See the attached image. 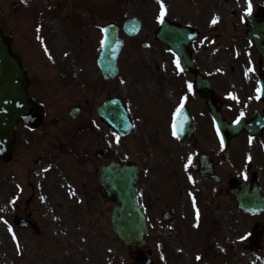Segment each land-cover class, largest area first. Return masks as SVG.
<instances>
[{
  "label": "rangeland",
  "instance_id": "374dc122",
  "mask_svg": "<svg viewBox=\"0 0 264 264\" xmlns=\"http://www.w3.org/2000/svg\"><path fill=\"white\" fill-rule=\"evenodd\" d=\"M230 1L231 5L222 4L219 9H215L219 5L214 4V0H164V4L168 20L193 27L206 38L216 37L218 42H230L235 38L243 44L246 28L238 19L248 16L247 0ZM14 2L18 3L17 10L12 6ZM251 2L256 13L264 9V0ZM215 10L226 13H222L221 20L217 19V24L213 25ZM159 15V0H0V27L6 36L14 38V52L23 58L29 78L43 83L37 85L32 81V93L47 103L51 118L52 101L69 111L74 105L81 106L83 113L77 125L85 123L87 128L79 133L75 127L68 137L63 135L68 132L66 125L52 126V121L34 136L18 129L11 161L0 163L2 264H139L133 250L124 247L112 231L113 203L105 196L96 171L101 165L95 159L96 150L112 147V158L125 160L124 148L117 147L112 131L96 115L97 107L104 100L117 96L133 102L131 109L135 113L136 139L140 145L129 161L137 162L143 169L140 187L144 191L146 205L143 207L151 226L146 249L153 253V264H251L255 261V264H264V214L250 217L235 204L220 207L215 199L210 200L205 195L201 206L185 184L180 183L178 152L164 151L160 146L150 145V137H140L142 128L148 136L161 131L138 117L141 100L134 92L135 77L130 76L129 64L143 66L149 61V67L154 70L164 59L156 40ZM128 18L140 19L143 30L137 38L125 40L119 63L122 78L102 86L96 65L102 30L108 24L121 25ZM56 23L60 26L59 33H54ZM235 26L239 32L235 31ZM60 34L64 37L61 47L55 44ZM64 64L70 65L69 68L64 69ZM59 70L62 74L68 70L61 78L70 87L65 95L52 90L54 73ZM79 70L82 73L78 78L74 73ZM137 79L138 95L146 101L142 104L143 113L147 118L162 120L166 101L161 95L149 93L152 77L137 76ZM94 85L100 89L93 90ZM150 86L152 89L153 85ZM66 117L69 119V114ZM91 118L97 122L91 125ZM88 131L92 134L90 138ZM76 164L80 168L84 166L88 174ZM146 166L150 175L144 173ZM62 182H65L64 187ZM67 188L70 195H74L73 202L67 200ZM80 196L83 204H80ZM201 209L209 223H205L204 228H196L188 221H193ZM167 211L173 213V225L163 221V213ZM15 217H30L37 228L20 229ZM249 230L258 234L259 248L252 247ZM233 244L238 245L236 251L232 249Z\"/></svg>",
  "mask_w": 264,
  "mask_h": 264
},
{
  "label": "water",
  "instance_id": "95a60500",
  "mask_svg": "<svg viewBox=\"0 0 264 264\" xmlns=\"http://www.w3.org/2000/svg\"><path fill=\"white\" fill-rule=\"evenodd\" d=\"M252 25L250 35L260 40V34H264V23L257 21L256 23L253 22ZM126 26L128 30L139 28V24L132 21H129ZM174 29V27L164 23L159 33V39L165 42L167 39V43L178 52V47L172 42V35L175 34ZM105 35L99 66L105 78H110L115 77L117 73L116 60L122 43L118 41V30L114 27H108ZM259 49L263 53L264 60V49L262 47ZM27 89L28 84L24 71L20 67L18 59L10 53L7 39L3 38L0 33V158H8L17 122L34 126L42 120V111L28 99ZM113 105H115V101L107 102L99 111L106 120L121 127V120L118 119L119 110L117 108L109 109ZM132 171V169L120 168L113 164L102 169V183L110 195L114 194L118 197L122 205L113 212L112 219L116 233L127 245L142 246L144 245L143 236L147 233V228L133 186L128 184ZM248 203L251 206L247 203L241 205L249 210L252 203L250 201Z\"/></svg>",
  "mask_w": 264,
  "mask_h": 264
},
{
  "label": "flooded vegetation",
  "instance_id": "af4514ba",
  "mask_svg": "<svg viewBox=\"0 0 264 264\" xmlns=\"http://www.w3.org/2000/svg\"><path fill=\"white\" fill-rule=\"evenodd\" d=\"M226 3V0H215L214 4L219 5L215 9H219L222 4ZM216 12L222 13L220 10H216ZM197 67L199 69L201 67L200 71L205 74V63L202 65L198 62ZM174 68L175 70L168 76L171 78V83L179 88L181 83L179 77L185 73L177 70L175 64ZM229 69L235 90H230L231 83H218L216 86V83L213 82L215 89L217 87V95L220 96L218 107L230 122H235L241 116H246L248 119H252L258 113L264 116V102L261 99V93L257 91L259 88L258 76L246 74L249 69L246 62L241 59H233ZM193 82L194 78L190 75L189 83ZM177 93H180L179 89ZM232 96H235L236 99H233ZM204 102L206 119L202 122H200L199 108H194L198 121L197 136L199 140L194 157L198 161L200 155L207 154L210 156V161L214 160L215 166L207 170L206 174L209 178L203 177L199 172L195 174L201 183L203 192L212 198L216 197L222 205H231L234 193L241 186L252 188V184L255 183L264 192V131L255 137L242 132L231 147L223 148L217 138V132L210 116L208 118L209 111L206 107L208 102L206 100ZM212 104L215 106L216 101ZM209 136L210 140L207 139ZM227 155L230 156L229 162L226 160ZM205 167H209V165Z\"/></svg>",
  "mask_w": 264,
  "mask_h": 264
},
{
  "label": "snow or ice",
  "instance_id": "6c2138e0",
  "mask_svg": "<svg viewBox=\"0 0 264 264\" xmlns=\"http://www.w3.org/2000/svg\"><path fill=\"white\" fill-rule=\"evenodd\" d=\"M159 3H160V15H159L158 19H159V21L161 23H163L164 22V17H165V14H166V7H165V4H164V0H159ZM252 11H253L252 2H251V0H247L246 15L250 16L252 14ZM212 22L216 23V20L214 19ZM103 31L107 32V29H103ZM45 50L47 51V49H45ZM175 63H176V67L178 69H180L181 71H183V69L180 66V61H179L178 57H177ZM191 87H192L191 84H189V90H191ZM257 91L260 92L261 89L258 88ZM232 98L236 99L235 96H232ZM184 99H187V97H185ZM182 110H183V103H181L180 107L177 109V116H179L182 113ZM239 122H240L239 119H237L236 123H239ZM179 130H180V125L178 123H174V125H173V135H177ZM117 139H119V138H117ZM245 179H247L246 176H245ZM197 216H199V212L198 211H197ZM5 223H7V221H5ZM9 230H11V228ZM197 259H200V257L198 256Z\"/></svg>",
  "mask_w": 264,
  "mask_h": 264
},
{
  "label": "bare ground",
  "instance_id": "6f19581e",
  "mask_svg": "<svg viewBox=\"0 0 264 264\" xmlns=\"http://www.w3.org/2000/svg\"><path fill=\"white\" fill-rule=\"evenodd\" d=\"M59 25H56L55 26V29H54V33H58L59 32V29H58ZM63 36L62 35H59V37L55 40V44L59 47H61L63 45ZM68 198H72V197H68ZM53 212L54 213H57V211L53 208ZM74 245V243H73Z\"/></svg>",
  "mask_w": 264,
  "mask_h": 264
}]
</instances>
